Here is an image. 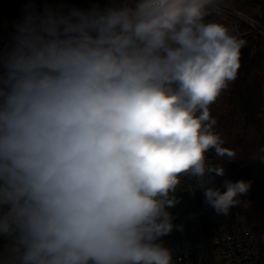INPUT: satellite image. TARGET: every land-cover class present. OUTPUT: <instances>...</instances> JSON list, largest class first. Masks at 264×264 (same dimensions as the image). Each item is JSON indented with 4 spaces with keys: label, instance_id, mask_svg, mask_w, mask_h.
Masks as SVG:
<instances>
[{
    "label": "clouds",
    "instance_id": "obj_1",
    "mask_svg": "<svg viewBox=\"0 0 264 264\" xmlns=\"http://www.w3.org/2000/svg\"><path fill=\"white\" fill-rule=\"evenodd\" d=\"M217 3L30 0L0 50V264H174L161 238L183 231L184 176L217 214L250 207L251 181L213 183L238 158L210 106L245 46L206 19Z\"/></svg>",
    "mask_w": 264,
    "mask_h": 264
},
{
    "label": "built area",
    "instance_id": "obj_2",
    "mask_svg": "<svg viewBox=\"0 0 264 264\" xmlns=\"http://www.w3.org/2000/svg\"><path fill=\"white\" fill-rule=\"evenodd\" d=\"M111 0H45L38 2V11L44 8H62L67 12L76 7L89 9L93 4L101 7ZM218 13L212 12V21L229 27L232 34L247 40L260 37L264 41V0H218ZM10 42V36L0 35V50ZM257 49L254 53L256 54ZM213 104L210 106V114ZM214 131H218L214 128ZM219 134V133H218ZM220 136V134H219ZM224 147V146H223ZM223 163L214 151L207 153L205 162L208 173ZM225 175L216 177L214 186L222 187L225 180L236 182L232 162H224ZM205 179H211L206 174ZM178 203L170 209L175 225H183V231L174 229L162 237L165 247L173 252L174 264H264V249L254 225V213L242 205L230 209L227 216L205 203L202 190H197L195 178L184 176L176 193ZM239 199V198H238Z\"/></svg>",
    "mask_w": 264,
    "mask_h": 264
},
{
    "label": "trees",
    "instance_id": "obj_3",
    "mask_svg": "<svg viewBox=\"0 0 264 264\" xmlns=\"http://www.w3.org/2000/svg\"><path fill=\"white\" fill-rule=\"evenodd\" d=\"M206 19L212 21V15ZM0 28L7 33L1 20ZM244 41L237 78L213 104L211 116L223 146L237 154L238 159L231 161L234 177L251 181L248 194L238 198L250 202L247 210L254 213L264 249V41L260 37Z\"/></svg>",
    "mask_w": 264,
    "mask_h": 264
},
{
    "label": "rangeland",
    "instance_id": "obj_4",
    "mask_svg": "<svg viewBox=\"0 0 264 264\" xmlns=\"http://www.w3.org/2000/svg\"><path fill=\"white\" fill-rule=\"evenodd\" d=\"M29 2L30 0H0V20L4 28H8L7 33L0 31V35L10 36L15 31V24L23 19L25 7ZM32 2L38 10V0Z\"/></svg>",
    "mask_w": 264,
    "mask_h": 264
}]
</instances>
